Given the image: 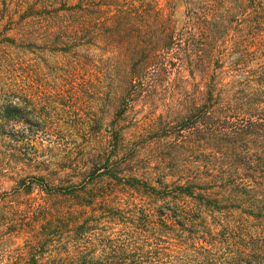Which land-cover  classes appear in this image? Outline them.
<instances>
[{
  "label": "trees",
  "instance_id": "1",
  "mask_svg": "<svg viewBox=\"0 0 264 264\" xmlns=\"http://www.w3.org/2000/svg\"><path fill=\"white\" fill-rule=\"evenodd\" d=\"M176 2L3 0L0 44L71 60L83 142L27 138L40 173L0 195V264H264V0L201 2L181 28ZM29 72L13 85L41 87Z\"/></svg>",
  "mask_w": 264,
  "mask_h": 264
},
{
  "label": "rangeland",
  "instance_id": "2",
  "mask_svg": "<svg viewBox=\"0 0 264 264\" xmlns=\"http://www.w3.org/2000/svg\"><path fill=\"white\" fill-rule=\"evenodd\" d=\"M205 1L207 0H177L174 10L177 27L181 28L184 25L186 13L190 8ZM5 25L4 3L0 0V33H5ZM34 53L22 52L7 44H0V195L15 188L18 174L27 176L30 173L33 175L40 173L26 168L24 152L32 153V147L40 151L59 144L78 146L83 142L77 136L72 138V132H68V125L66 126L67 123L71 124L70 112L73 111L68 102L69 85L66 84L67 65L71 60L57 59L50 51L45 50H36ZM60 68H63V71ZM88 68L87 77L95 79L97 73L91 67ZM31 69L34 70L33 78L37 79L41 87L35 84V88H28L25 91L15 87L13 84H21ZM25 102L31 103V107H27ZM98 103L96 99L94 103L96 114L101 113ZM81 108L85 111L83 107ZM32 110L36 111L35 114ZM128 117L121 121L120 125L131 138L135 129L133 118ZM45 120L51 125L53 123L54 127L48 129L47 133L44 131L36 133L37 128L42 130ZM27 138L35 140L32 144L34 146L28 147L25 144ZM59 153L49 152L39 155L50 158L54 155L59 156ZM11 160L15 162L10 164ZM22 170L25 171L22 172ZM41 174L44 173L41 172ZM5 263L4 261L2 264Z\"/></svg>",
  "mask_w": 264,
  "mask_h": 264
}]
</instances>
